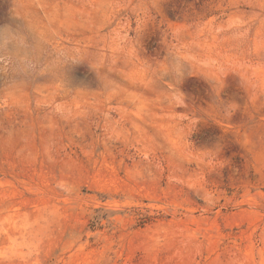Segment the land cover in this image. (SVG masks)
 Wrapping results in <instances>:
<instances>
[{"label":"rangeland","instance_id":"1","mask_svg":"<svg viewBox=\"0 0 264 264\" xmlns=\"http://www.w3.org/2000/svg\"><path fill=\"white\" fill-rule=\"evenodd\" d=\"M0 264H264V0H0Z\"/></svg>","mask_w":264,"mask_h":264}]
</instances>
